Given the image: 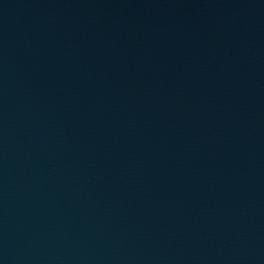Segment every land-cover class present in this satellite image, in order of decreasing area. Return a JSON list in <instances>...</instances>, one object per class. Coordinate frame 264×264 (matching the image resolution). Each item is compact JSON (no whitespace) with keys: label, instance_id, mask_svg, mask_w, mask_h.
I'll return each mask as SVG.
<instances>
[{"label":"water","instance_id":"water-1","mask_svg":"<svg viewBox=\"0 0 264 264\" xmlns=\"http://www.w3.org/2000/svg\"><path fill=\"white\" fill-rule=\"evenodd\" d=\"M0 264H264V0H0Z\"/></svg>","mask_w":264,"mask_h":264}]
</instances>
